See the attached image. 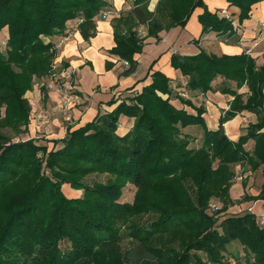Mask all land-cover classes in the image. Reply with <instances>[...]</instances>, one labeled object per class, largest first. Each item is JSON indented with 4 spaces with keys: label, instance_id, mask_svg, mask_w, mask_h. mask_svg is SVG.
<instances>
[{
    "label": "trees",
    "instance_id": "obj_1",
    "mask_svg": "<svg viewBox=\"0 0 264 264\" xmlns=\"http://www.w3.org/2000/svg\"><path fill=\"white\" fill-rule=\"evenodd\" d=\"M226 1L240 9L242 23L264 0ZM106 5L105 0H0V32L9 29L6 50L0 49V264H264V226L255 213L220 219L207 212L212 197L229 201L235 163L247 162L252 170L264 165V66L245 51L217 55L201 47L194 55L172 56L188 89L206 93L219 75L238 89L248 86L246 100L235 88L221 89L234 99L218 129L207 127L203 105L180 95L183 106L173 103L171 79L155 71L140 93L124 96L115 109L83 126H69L51 149L34 138L13 141L4 133L28 131L32 106L25 93L32 77L52 76L57 43L50 38L67 35L68 22L79 19V30L89 39ZM198 7L203 12L196 45L211 32L235 36L233 19L211 11L205 0H160L154 12L148 0H135L114 21L116 46L110 52L129 61L123 74L135 72L134 55L147 36L160 39L163 30L185 27ZM112 67L108 61L106 68ZM243 110L259 120L239 140H230L223 124ZM122 115L134 118L125 135L117 132ZM189 125L204 128L201 147L190 146L192 138L183 132ZM250 139L252 155L245 150ZM94 172L112 178L104 184L83 181ZM128 182L137 187L136 197L123 203L118 199ZM65 183L83 189V195L68 197ZM246 198L264 199V183L259 194ZM234 241L245 250L243 263L225 256Z\"/></svg>",
    "mask_w": 264,
    "mask_h": 264
},
{
    "label": "crops",
    "instance_id": "obj_2",
    "mask_svg": "<svg viewBox=\"0 0 264 264\" xmlns=\"http://www.w3.org/2000/svg\"><path fill=\"white\" fill-rule=\"evenodd\" d=\"M107 5L104 11L96 17V32L94 36L85 39L79 30V19L68 22L67 35H55L51 37L57 43L54 66L68 68L71 80L76 85L78 98L72 102L74 122L72 128H78L92 121L98 114L110 112L121 103L126 95H136L153 81L152 74L155 71L163 72L171 79V98L173 103L181 105L179 92L190 93L197 106L203 105V114L209 129L219 128L221 115L230 109L234 96L230 94L223 103H218L208 98L206 93L192 91L187 88V77L180 69L172 65L173 54L189 56L197 54L202 47L209 53L217 55L240 54L244 51L256 58L258 66L264 65V1L252 6L250 17L242 23L239 22L240 9L231 6L226 0H205L208 8L215 12L227 10L235 20L236 38L224 41L222 36L215 32L204 35L200 45L193 40L201 35L202 25L199 16L203 9L198 7L190 16L185 27L177 26L159 33L160 39L155 36H147L144 40L142 51L134 55L137 61L135 72L124 75L128 68L118 55L110 50L116 46L114 21L134 7L135 0H105ZM160 0H148V9L156 10ZM64 39V40H62ZM112 62L113 67L106 68L107 62ZM228 82L222 76H217L212 82L211 90L221 95L222 88L233 87L234 82ZM209 90V91H211ZM245 85L241 92H248ZM168 97V95H164ZM62 94L58 86L49 78L43 81V90L37 89L31 97V104L37 113H43L50 119L47 125L37 122L35 115L30 118L29 138L37 139L38 144L46 145L49 149L54 147L52 140L62 139L66 136L67 127L62 115L58 111ZM113 101V102H112ZM188 107V106H186ZM194 111L192 108H187ZM256 113L243 110L223 124L225 134L233 140H239L242 133L247 131L250 123L258 122ZM134 125V118L122 115L117 129L119 135L128 133ZM200 126V125H199ZM198 125H189L184 131L198 128ZM264 130V129H263ZM200 134L195 142H200L204 135V128L196 130ZM253 143H248V145ZM243 177V175H242ZM241 184V182L237 183ZM235 184V185H237ZM234 185V186H235ZM233 186V187H234ZM252 207V206H251ZM253 209V207H252Z\"/></svg>",
    "mask_w": 264,
    "mask_h": 264
},
{
    "label": "rangeland",
    "instance_id": "obj_3",
    "mask_svg": "<svg viewBox=\"0 0 264 264\" xmlns=\"http://www.w3.org/2000/svg\"><path fill=\"white\" fill-rule=\"evenodd\" d=\"M221 15H222V13H221ZM230 19H233V18L231 17ZM233 23H234V26L236 27L234 19H233ZM142 27H144V26H141L140 28H142ZM232 38H236V36H233ZM8 39H9V29H8V27H5L0 32V49H1V51L6 50V45H7ZM221 39H223L226 42V41H229L230 38L222 37ZM2 41H5L6 44L4 45L2 43ZM246 53H248V52H246ZM248 54H250V53H248ZM252 57H254V56L252 55ZM255 60H256V58H255ZM256 64H257V61H256ZM257 66H258V64H257ZM259 67H261V66H259ZM63 68H65V67L58 68V67H55L53 64L52 74L58 70L63 69ZM32 78H33L32 87H31V89L27 90L25 93V96L29 99L30 103H31L30 99L32 97L33 92L36 90V88L43 90L44 79L49 78L52 81V76H50V75L43 76V77L34 76ZM227 81L230 82L229 80H227ZM233 82L234 81H232L231 83H233ZM229 87H230V84H229ZM234 88L237 89L238 93L242 94L244 100H246L251 93L250 90H248V92H243V91L241 92L242 87L240 89L236 88V82H234ZM192 91H196V90H192ZM207 92H208V94H207L208 98H210L211 100L218 102V103H223L230 96V94L223 93V92L221 93V95H217V93L212 91V90L207 91ZM179 95L184 97V98L192 100L190 93L185 94L183 92H179ZM179 104H181V103H179ZM31 106H32V104H31ZM37 114L38 113L36 112V110L32 106L30 118H32L34 115L36 116ZM230 119L231 118H229L228 120H230ZM199 127H201V126H199ZM199 127L194 128V129H189V130H187V132L184 131L185 128L183 129V132L192 138L191 145H190L191 147L198 148V147H201L203 144V141H202L203 138L199 143L195 142L197 137H198L196 135L200 134L199 132L196 131L197 129H199ZM5 132L7 134L13 136V141L29 139V135H28L29 128H28L27 132L19 133L17 135H15L12 132V130L9 128L5 129L4 133ZM246 133H247V131L242 133V134H246ZM35 140L37 141V139H35ZM230 140H233V139H230ZM233 141H237V140H233ZM248 143H253V146L251 144L248 145ZM254 148H255V140L250 139L245 144V150L248 151L252 155ZM233 167H234V171H235V177L232 180V186L230 188L229 201L226 204H224V201H222L220 198L214 196L210 200L207 212L210 215L218 216L220 219H222L223 217L228 216V215L245 214L247 212L255 213L257 218H258L260 215H262L264 213V199H260V200L247 199L246 195H247V197H249V195L255 196L261 192L262 187H263V183H264V174H263L264 165H260L257 170H252L249 163L237 162L233 165ZM242 175H243V177H242ZM238 177L239 178L241 177V180H239ZM110 178H112V176H111V174H109L107 172H103V173L94 172L92 174H88L84 178L83 181L86 183H89V184H94L95 182H103V184H104ZM239 182H241V184H237ZM235 184H237V185H235ZM62 189H63V192L68 197H74V196L80 197L83 195V189H77V188L74 189L71 187V185L69 183L63 184ZM136 192H137V187L128 182L127 184H125L122 187L121 196L118 200L120 202H123V203H125V202L132 203L135 201L134 198L136 197ZM251 206L253 207V209ZM144 218H146V216H144ZM67 245H68L67 243H62V247H64V246L66 247ZM123 246L125 249H127L131 246V243H129L128 240H126L123 243ZM244 251L245 250L243 249V246L240 244V242L234 241L230 245H228V248L225 252V256L227 257V259L231 258V259H236L237 261L239 259L243 263L244 262V254H245ZM201 255H202L203 259L206 260V255L202 252H201ZM209 264H212V263H209Z\"/></svg>",
    "mask_w": 264,
    "mask_h": 264
},
{
    "label": "built area",
    "instance_id": "obj_4",
    "mask_svg": "<svg viewBox=\"0 0 264 264\" xmlns=\"http://www.w3.org/2000/svg\"><path fill=\"white\" fill-rule=\"evenodd\" d=\"M222 15L228 18H231V15L227 10H222ZM100 14H107L106 11L102 10ZM146 27H142L139 30V34L141 36L146 35ZM64 40V39H62ZM5 43V42H4ZM123 63L128 67L129 61L123 59ZM71 75L68 68H63L58 70L52 74V81L58 86V90L62 94L61 103L59 104L58 111L63 117V121L66 124V127L72 126L74 122L73 113H72V102L78 98V91L76 89V85L71 80ZM38 123L41 125H47L50 123L49 117L43 113H38L35 116ZM241 180V177L239 178ZM258 222L261 226H264V213L258 217ZM232 264H235L234 262Z\"/></svg>",
    "mask_w": 264,
    "mask_h": 264
}]
</instances>
